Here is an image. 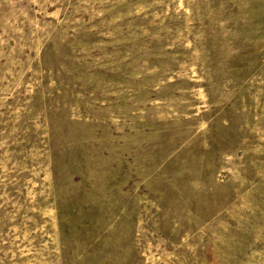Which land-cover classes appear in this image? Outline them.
I'll return each mask as SVG.
<instances>
[{
	"label": "rangeland",
	"instance_id": "374dc122",
	"mask_svg": "<svg viewBox=\"0 0 264 264\" xmlns=\"http://www.w3.org/2000/svg\"><path fill=\"white\" fill-rule=\"evenodd\" d=\"M0 264H264V0H0Z\"/></svg>",
	"mask_w": 264,
	"mask_h": 264
}]
</instances>
